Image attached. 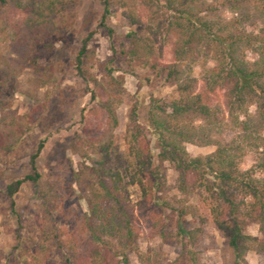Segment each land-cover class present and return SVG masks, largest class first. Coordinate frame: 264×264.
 <instances>
[{
  "label": "trees",
  "instance_id": "16d2710c",
  "mask_svg": "<svg viewBox=\"0 0 264 264\" xmlns=\"http://www.w3.org/2000/svg\"><path fill=\"white\" fill-rule=\"evenodd\" d=\"M118 2L127 10L132 4ZM9 3L13 14L22 15L23 27L32 28L46 23L56 5H65L64 0H0V11ZM101 6L104 21L110 13L109 0H101ZM162 8V12L152 10L153 16L147 15L146 21L137 18L133 10L126 12L131 26H140L127 34L133 47L126 59L151 63L176 93L169 102L151 98L147 108L146 121L156 140V163L134 104L123 135L126 166L122 172L110 167L111 156L117 153L113 136L116 109L125 93L112 76L111 85L103 87L86 74L83 61L92 37L88 33L81 39L74 69L93 86L89 93L95 103L88 114L81 111L79 128L70 141L72 151L81 159L72 181L86 211L74 231L59 223L62 194L59 183L38 165L44 147L43 141L38 142L29 156V173L5 189L12 199L22 185H31L43 206L44 218L50 222L32 244L36 255H21L19 264H28L31 259L32 264H129L128 252L140 231L137 212L148 229L166 235V218L154 196L162 190L163 163L177 172L181 194L201 191L204 208L232 252L233 264H246L249 251L264 254V0H164ZM226 13L231 16L226 17ZM257 19H262L261 26L255 24ZM247 24L251 30H246ZM155 35H164L171 46L170 59L163 64L156 58ZM247 53L255 58L248 59ZM209 63L212 66L208 67ZM195 67L202 68L200 78L193 74ZM4 80L6 72L0 70V85ZM251 106L256 107L255 119L249 114ZM1 111L0 153H6L24 134L32 133L34 122L27 119L23 124L6 107ZM225 132L233 133V138L225 143L217 141L215 137ZM186 144L215 145V149L192 157ZM249 153L255 156L254 162L242 170L240 160ZM129 185L140 190L141 201L136 205L130 202ZM188 214L181 210L177 217ZM204 222L200 218L197 227L179 228L175 236L187 240L193 264L198 259L191 248L202 235ZM250 224L258 226L260 240L245 233Z\"/></svg>",
  "mask_w": 264,
  "mask_h": 264
},
{
  "label": "rangeland",
  "instance_id": "374dc122",
  "mask_svg": "<svg viewBox=\"0 0 264 264\" xmlns=\"http://www.w3.org/2000/svg\"><path fill=\"white\" fill-rule=\"evenodd\" d=\"M126 1L132 3L128 10L118 0H109L110 13L103 21L101 0H64L65 5H56L46 23L33 28L23 27L22 15L13 14L10 3L7 9L0 11V70L6 72V80L0 85V120L1 108L6 107L23 124L27 119L34 122L31 134H24L11 152L0 153V264H19L21 255L35 256L32 244L50 225L31 185H22L12 199L5 194L9 183L29 173V156L38 142H44L38 165L59 183L62 194L59 223L74 231L86 211L85 201L72 181V174L81 159L72 151L70 141L79 128L81 111L88 114L95 103L89 93L93 86L79 77L74 69L81 39L88 33H92V37L83 61L86 74L103 87L111 85L109 76H112L125 93L116 109L117 126L113 136L117 153L111 156L110 167L122 172L126 166L123 135L127 116L134 104L138 109L139 123L150 140L152 158L155 163L157 161L156 140L146 121L147 108L151 98L169 102L176 93L163 75H157L151 63L126 59L125 55L133 47L127 34L140 28L131 26L126 12L133 10L137 18L146 21L147 15L153 16L152 10L163 11L164 0ZM255 24L261 26L262 19H257ZM245 28L251 30L252 26L247 24ZM155 37L156 58L163 64L170 59L171 46L164 35ZM247 57L250 60L255 58L251 53H247ZM210 66L212 63L208 64ZM193 74L200 78L202 68L195 67ZM249 114L255 119V106L249 108ZM90 118L95 119L93 115ZM233 135L225 132L215 138L225 143ZM185 148L190 156L198 157L211 153L215 145L186 144ZM254 159L253 154H247L240 160V168H249ZM162 174V190L154 196L166 218V235L163 237L148 229L146 220L137 212L140 231L134 248L128 252L129 264H193L185 245L187 240L175 236L179 228L190 230L197 227L200 218L205 219L203 233L191 248L198 259L195 264H233L232 252L204 208L201 191L188 196L181 194L178 174L168 163L162 164ZM127 190L133 205L141 201L136 185H129ZM181 210L189 214L177 217ZM245 233L258 240L262 238L256 224L248 225ZM46 245L50 246L51 242ZM245 260L246 264H264V254L249 251ZM28 264H32V259Z\"/></svg>",
  "mask_w": 264,
  "mask_h": 264
}]
</instances>
